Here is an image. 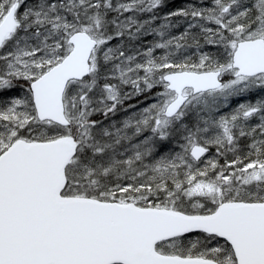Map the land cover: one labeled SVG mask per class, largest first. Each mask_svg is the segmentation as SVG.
Here are the masks:
<instances>
[{
	"label": "snow or ice",
	"instance_id": "snow-or-ice-1",
	"mask_svg": "<svg viewBox=\"0 0 264 264\" xmlns=\"http://www.w3.org/2000/svg\"><path fill=\"white\" fill-rule=\"evenodd\" d=\"M0 264H264V0H0Z\"/></svg>",
	"mask_w": 264,
	"mask_h": 264
}]
</instances>
